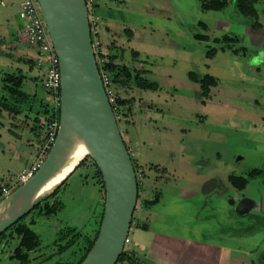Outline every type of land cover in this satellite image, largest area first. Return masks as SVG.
<instances>
[{
    "label": "rangeland",
    "instance_id": "rangeland-1",
    "mask_svg": "<svg viewBox=\"0 0 264 264\" xmlns=\"http://www.w3.org/2000/svg\"><path fill=\"white\" fill-rule=\"evenodd\" d=\"M23 1L0 0V184L48 155L39 134L47 121L42 105L52 100L24 39ZM235 1L204 10L199 0H96L104 54L95 56L97 68L116 50L117 62L139 77L130 88L111 89L114 105L127 101L116 119L136 163L132 223L140 217L146 225L130 227L124 249L143 264H264V0L254 4L255 16L240 14ZM8 73L22 78L25 96L2 88ZM190 74L217 84L203 96ZM97 169L88 154L60 186L58 221L30 215L41 248L28 264H55L48 257L64 223L95 238L105 202ZM230 175L247 184L235 188ZM145 199L155 200L151 209H143ZM13 244L4 246L0 264H18L6 258Z\"/></svg>",
    "mask_w": 264,
    "mask_h": 264
},
{
    "label": "water",
    "instance_id": "water-1",
    "mask_svg": "<svg viewBox=\"0 0 264 264\" xmlns=\"http://www.w3.org/2000/svg\"><path fill=\"white\" fill-rule=\"evenodd\" d=\"M37 2L58 57L59 130L41 167L29 181L11 194L22 190L29 194L42 184L57 164L55 155L60 128L63 123L72 122L82 133L101 173L105 188V202L98 234L81 264H116L124 250L136 207L137 179L130 153L97 68L85 0H78V11L75 0ZM262 182L264 183V179ZM210 183H205L204 191ZM57 188L33 201L17 216L0 221V234Z\"/></svg>",
    "mask_w": 264,
    "mask_h": 264
},
{
    "label": "trees",
    "instance_id": "trees-1",
    "mask_svg": "<svg viewBox=\"0 0 264 264\" xmlns=\"http://www.w3.org/2000/svg\"><path fill=\"white\" fill-rule=\"evenodd\" d=\"M199 1L201 9L204 10H221L225 8L229 2V0ZM257 1L258 0H236L235 5L240 14L244 16H255L257 12L254 7V4ZM199 25L202 28H206V24L203 22H199ZM127 32L130 33V31ZM195 38L204 41H207L209 39V37L205 34H196ZM214 41L219 42L221 40L214 39ZM215 51L216 50L214 49L209 50L207 54L211 55L215 53ZM116 54V52L111 53L109 55V59L107 61H103L102 68L110 75L111 83L115 84L116 88L118 86L126 89L130 88L134 82L139 80V77L133 70L123 64L118 63V56ZM103 56L104 54L100 53L99 55H97V59H104ZM189 76L193 81L198 82L200 84L203 96L208 94L210 87L215 86L217 84V80L212 76L206 75L201 77H195L191 74ZM2 81V88L8 93L17 96L26 95H24V93H21L18 90V86L22 83V78L16 77V75H14L13 73H8L7 77H4ZM9 84L11 85L9 86ZM116 102L117 105L111 104L115 116L118 107L121 110L122 107L127 106V101L125 99H117ZM42 106L44 109L43 113L45 114V117H47L46 122H49L52 119L59 120V108L55 112L52 104H49L47 102L44 103V105ZM117 122H119V120H117ZM130 157L134 170L136 172V163L131 155ZM81 164L82 160L80 161L78 166H81ZM97 172L99 177L102 178L101 173L98 169ZM259 173H261V170H253L251 171L250 175H257ZM67 178L62 183V185L66 182ZM228 180L235 188L239 189L243 188L247 184V179L241 176L230 175L228 177ZM101 183H103L102 180ZM59 188L60 187H58L50 196L36 204L31 210H29L22 217L17 219L3 233L0 234V255L4 253V246L10 245V243H14L13 248L7 251L8 255L6 258L15 261L18 264L29 263L31 259V253L40 250L41 248V239L39 235L31 229V226L35 224V219L33 217H30V215H32V213L36 211L37 217L46 216L54 217L56 219L58 214L61 212V208L63 206L62 202L58 199V193L60 190ZM137 198H139L138 189ZM154 202L155 200H145L143 202L144 208H148V206H151ZM56 220L58 221V219ZM140 227L145 229L146 225L143 224L140 225ZM97 234L98 231L96 233V236ZM95 238L93 240H90L87 236L81 233V231H79L76 226L64 223L58 228L56 232V238L53 241L54 251L53 254L48 257V259L50 260L53 257H57L58 259L55 261V264H81L90 252L94 244ZM65 254H67L68 256L63 257ZM118 261H127L130 264H143L138 259H136L133 254L128 253V251H126L125 249L118 258Z\"/></svg>",
    "mask_w": 264,
    "mask_h": 264
},
{
    "label": "built area",
    "instance_id": "built-area-1",
    "mask_svg": "<svg viewBox=\"0 0 264 264\" xmlns=\"http://www.w3.org/2000/svg\"><path fill=\"white\" fill-rule=\"evenodd\" d=\"M85 7L90 29L92 47L95 56L102 52L100 40V25L96 15V0H85ZM19 18L22 21V32L26 43L35 50L38 64L42 67L41 84L47 96L52 100L54 111L60 107V72L58 57L54 50L51 38L47 31L46 23L41 15L37 0H24L19 6ZM98 71L108 96L110 104L115 103L111 89V77L100 66ZM59 130V120L52 119L45 122L40 131L43 138V153L48 154L54 144ZM43 158L38 156L26 168L15 175L9 176L7 182L0 184V202L10 195L15 189L29 181L43 164ZM129 242L128 237L125 244Z\"/></svg>",
    "mask_w": 264,
    "mask_h": 264
},
{
    "label": "bare ground",
    "instance_id": "bare-ground-1",
    "mask_svg": "<svg viewBox=\"0 0 264 264\" xmlns=\"http://www.w3.org/2000/svg\"><path fill=\"white\" fill-rule=\"evenodd\" d=\"M75 7L78 11V0H75ZM58 149L56 152L57 164L44 179L42 184L31 193L24 191L15 192L0 202V221L17 216L38 198L47 195L56 187H60L65 179L74 171L86 155H91L87 143L72 122H65L60 128L57 140ZM59 185V186H58Z\"/></svg>",
    "mask_w": 264,
    "mask_h": 264
},
{
    "label": "crops",
    "instance_id": "crops-1",
    "mask_svg": "<svg viewBox=\"0 0 264 264\" xmlns=\"http://www.w3.org/2000/svg\"><path fill=\"white\" fill-rule=\"evenodd\" d=\"M107 31L109 32V30H107ZM110 44H111V46H116V45H115L114 43H112V42H110ZM115 52H116V50H115ZM128 151H129V150H128ZM129 153H130V152H129ZM130 155H131V153H130ZM133 159H134V158H133ZM22 169H23V168H22ZM22 169H21V170H22ZM21 170L17 171L16 173L20 172ZM71 174H72V173H71ZM71 174H70V175H71ZM70 175H69V176H70ZM69 176H68V177H69ZM67 179H68V178H67ZM212 181H213V184H214V183H215V180L213 179ZM214 187H215V186H214ZM208 188H209V187H208ZM208 188H207V190H208ZM207 190H206V191H207ZM145 200H148V199H145ZM151 201H153V200H151ZM242 207L244 208L245 205H243ZM143 209H145V210L151 209V206L149 205L148 208H144V207H143ZM133 221H135V218H134ZM135 223H136V224H133V223H132V224H131V227L138 228V227H140V225H142V224L140 223V217L137 218V220L135 221ZM144 225H145V224H144ZM121 264H130V263H128L127 261H121Z\"/></svg>",
    "mask_w": 264,
    "mask_h": 264
},
{
    "label": "flooded vegetation",
    "instance_id": "flooded-vegetation-1",
    "mask_svg": "<svg viewBox=\"0 0 264 264\" xmlns=\"http://www.w3.org/2000/svg\"><path fill=\"white\" fill-rule=\"evenodd\" d=\"M211 183L209 184V186H211V184H212V181H210Z\"/></svg>",
    "mask_w": 264,
    "mask_h": 264
}]
</instances>
